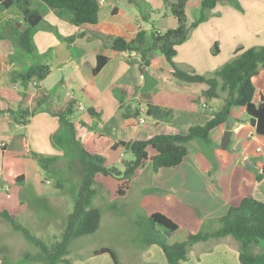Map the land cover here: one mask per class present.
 <instances>
[{"label":"crops","instance_id":"1","mask_svg":"<svg viewBox=\"0 0 264 264\" xmlns=\"http://www.w3.org/2000/svg\"><path fill=\"white\" fill-rule=\"evenodd\" d=\"M136 1L141 4L147 0H126L129 6L137 5ZM174 1L176 0H170ZM191 1L188 0L185 6L188 23L194 20H189ZM236 1L239 8L228 0H218L208 19L191 29L188 38L176 46L173 61L179 68L211 75L233 57L236 48L264 46V0ZM30 6L41 10L40 13L43 14L46 23L35 30L33 41L37 53L41 55L40 62L47 64L50 72L42 80H33L26 88H22L18 81L12 79L13 72L24 71L33 59L18 49L15 57L11 58L16 49L14 42L7 37L0 38V182L6 185L4 192L0 190V211L8 210L16 219L19 214L24 225L33 218L38 226L35 234L50 236L44 225L45 219L37 209L53 206L57 222L62 219L59 224L65 226L67 216L71 212L66 204L63 205L66 202L67 186L61 183V186L57 187V182L61 179L66 180L65 174L70 175L69 170L76 169L79 164L74 160L61 161L66 154L70 155V152L64 143L65 132L56 117L41 109L30 116L25 124L15 120L11 111L17 109L25 99L24 96H32L38 88H42L50 92V96H53L50 98L52 105L58 107L68 100L76 103L78 98H85V104L76 103L78 109L79 106L83 107L78 110V116L74 115L70 119L74 123L77 136L81 129L82 135L78 138L82 143L88 149H96L103 154L106 157V166H109L115 160L124 163V149L111 147L116 141L132 140L142 131L149 134L144 137L163 131L186 133L190 126L203 124L210 118L211 111H216L222 106L226 92L219 91V98L207 100L204 96L206 89L204 83L178 81L165 69L157 70L158 60L144 68L147 73V78H144L140 62L131 64L127 58L130 55L128 52H116L105 47L111 36H123L130 40L138 28L147 31L137 20L136 14L132 12L129 15L124 14L125 11L112 3L106 8L104 0H100L98 23L79 27L58 18L53 10L38 0H31ZM114 8L115 13L112 12ZM148 8L154 11L151 7ZM159 11L161 10H158L157 14L168 20L162 22L160 27L151 25L149 30L163 32L176 26L177 21L167 13V8L164 12ZM9 19L19 24L20 29L25 28L22 26L19 8L16 5L4 8L0 3V26ZM202 32L210 33L205 43L201 42ZM71 36L75 37L70 40ZM214 44H217L219 54L224 48L230 50L227 52L228 55H224L216 63L211 62L206 55L203 57L200 52L201 45L208 48ZM98 54L107 55L109 61L92 76L90 68L95 64ZM161 61L165 60L162 58ZM134 67L138 69L137 77L132 72ZM252 84L254 86L252 100L259 103L261 96L264 95V69L261 67L252 77ZM60 92L61 104L55 101ZM142 92L153 93L160 106L172 110L170 122L155 124L152 119L148 123L143 119L144 122L140 123L139 117L136 124H127L126 128L119 112L120 104H124L130 98L138 97L140 100ZM122 95L130 98L122 101L120 99ZM105 103L110 106L111 118L105 116L106 110L103 112L102 104ZM140 106H144V102H141ZM140 112L145 113V107H142ZM247 116L244 107H233L227 122L211 130L209 140L215 147L209 150L208 155L205 154L206 151H202L200 140H192L188 143L187 155L175 167H163L154 173L151 171L149 159L144 161L143 166L138 167L130 179L142 182L141 189L135 191L136 194L133 196L139 215L146 218L153 212H162L183 229L195 233L201 229L218 227L217 219L223 216L230 206L238 205L243 197L251 196L264 202V175L261 179H256V174L261 171L264 163V134L255 132ZM139 124H142V129ZM226 131H228L226 146L220 147V139H223ZM56 133L57 142L53 139ZM189 145L193 147L190 148ZM147 152L149 157L156 153L150 146L147 147ZM35 154L55 160L54 166L51 164L50 166L55 169L58 181L51 190L41 188L37 184V179L33 177L34 171L39 172L38 165L42 167ZM18 177L21 179L17 180ZM94 180L98 186L93 185L96 191L93 200L95 197L98 198L100 204L104 202L110 205L128 198L130 181L128 190L119 195L117 189L122 183L121 179L98 173ZM46 183L50 184V181L47 179ZM14 184L18 186L13 187ZM25 185H30L32 190L25 192V196L20 197L18 202L15 200L18 189ZM69 196L70 201L75 200L76 192L71 191ZM9 203L12 205L8 206ZM95 205H99L98 202ZM43 217L47 218L48 213L44 212ZM54 235L56 232L50 237L55 238ZM141 249L142 255L148 260L146 263L167 264L158 244L144 243ZM91 252L90 255L75 252L74 260L70 264H113L109 255H92ZM3 256L5 257V254L2 255L0 250V264L3 263ZM182 263L240 264L237 242L225 236L218 240L197 243L188 249L187 259Z\"/></svg>","mask_w":264,"mask_h":264},{"label":"trees","instance_id":"2","mask_svg":"<svg viewBox=\"0 0 264 264\" xmlns=\"http://www.w3.org/2000/svg\"><path fill=\"white\" fill-rule=\"evenodd\" d=\"M55 15L72 25H95L98 23V10L100 0H38ZM168 3L171 14L177 21L175 27L168 28L163 32L152 29L149 32L138 28L135 36L127 40L123 36H111L105 47L116 52L136 53L140 58V70L144 71L152 62V52L158 51L166 61L168 72L178 81L184 83H204L206 89L204 96L207 100L219 98V91H225L222 106L211 112L210 118L203 124L190 126L186 133L157 132L150 137L134 138L129 141L118 140L111 147L112 149L122 148L129 151L132 158L124 162V169L119 170L114 166H106V157L96 149H88L76 137L74 123L71 116L74 113L75 102L66 101L62 106H53L50 92L38 88L32 96H24V100L16 110L11 111L12 116L18 123L25 124L29 117L38 110H45L56 117L61 129L64 130V143L70 152V157L79 164L82 179L78 187L73 208L68 214L64 229L59 237L50 245H46L40 238L33 235L25 226L17 222L15 216L8 210L0 211L3 217L11 225L14 231L20 232L23 237L40 249V254L25 252V260L37 262L38 264H69L66 256L69 253L71 241L83 235H90L97 231L100 225L101 209L92 205V199L96 194L93 188L94 177L98 173L110 175L121 179L117 193L124 194L128 187L129 179L135 170L144 161L149 159L152 172H157L163 167H175L179 165L188 153V143L192 140H201L210 143L209 134L218 125L227 122L230 118L233 107H245L252 100L254 86L252 77L258 73L259 68L264 69V46L236 48L233 57L226 61L219 69L211 75L198 74L179 68L173 61L176 55V46L182 44L189 35L191 29L199 23L206 21L210 11L215 7L218 0H201L200 13L198 17L188 23L185 13V6L188 0H176ZM239 8L236 0H228ZM1 6L9 8L16 5L20 10L23 30L17 27L12 20H6L0 26V38H10L16 48L24 55L33 59L30 65L24 70L13 72L12 79L18 81L22 88H26L33 80H42L49 72L50 67L41 63V55L37 53L33 41V33L44 22L39 10L30 6L31 0H0ZM115 8L112 10L115 13ZM71 36L69 39H73ZM215 52L218 51L217 44H214ZM109 61L107 55L98 54L95 64L90 68V74L95 76L102 67ZM129 61V59H128ZM140 100L132 107L131 104H120L125 107L124 117L137 116L140 113V101L144 102L145 115L150 117L155 124L170 122L173 116L170 108L160 106L153 93H140ZM264 102V95L260 98ZM91 115H94L89 111ZM248 117V116H247ZM55 142L58 140L57 133L53 135ZM152 147L156 153L148 156L147 147ZM38 163L46 167L53 159H45L35 154ZM264 175V163L261 171L256 174V179ZM18 177L17 180H20ZM61 181L57 182V187ZM148 223L146 233L147 244H158L166 258L167 264H183L187 259L188 249L193 245L207 240H218L229 236L237 242L238 260L240 264H264V202L251 196L243 197L238 205L230 206L227 212L217 219L218 227L214 229H201L198 232L184 230L170 217L162 212H153L145 218ZM156 225L164 228L159 232ZM184 230L185 238L179 241H166L173 233ZM257 249V250H255ZM94 254L108 253L113 264H120L116 253L109 247L103 246L93 251ZM6 259L4 258L5 264ZM3 264V263H2Z\"/></svg>","mask_w":264,"mask_h":264},{"label":"rangeland","instance_id":"3","mask_svg":"<svg viewBox=\"0 0 264 264\" xmlns=\"http://www.w3.org/2000/svg\"><path fill=\"white\" fill-rule=\"evenodd\" d=\"M167 1L169 3H171L170 0H167ZM111 3H112V5H114V6L116 5L119 9H122L123 11H125L124 14L129 15V13H131V12L134 15L136 14L137 20L139 21V23L144 28L147 29L148 36H149V32L151 31L148 28L151 25H155V26L157 25L158 27H160L159 25L162 24V22H165V20H168V19L162 17L161 14L158 15L157 14L158 10H161L159 12H164L165 8H167V13L170 14V16H173L170 12L168 3L164 0H147L146 2H144V3L142 2L141 4H139V1H136L135 3H138L137 5H139V6H137V5H130L129 6V5H127L126 0H116L115 2H113V0H104V7L109 8ZM200 6H201V0H192L191 1L190 11H189L190 12V15H189L190 21L192 19L198 17V15L200 13ZM138 7H141V9L140 8L138 9ZM148 7H151L152 9H154V11L150 10V8H148ZM148 14H149V16H148ZM149 18H151V20H149ZM153 20H155V21L153 22ZM45 25H46V23L42 22L41 27H43ZM41 27H38V28H41ZM103 34L105 35V33H103ZM209 37H210V33L202 32L201 42L205 43L206 39L208 40ZM201 46H199V48L201 47L200 52L202 53L203 57H205V55L208 56L209 60L213 63L220 61L222 59V57L224 55H228L227 52L230 51V50H227L226 48H224L222 53L219 54V53L215 52L213 45H210V47H208V48H205L204 45H201ZM16 54H17V48L13 52L11 58H14ZM151 56H152L153 61L158 60V62L156 63L158 71H164V69L166 70V72L168 71L167 70L168 65L165 61L164 62L161 61L162 56L160 55V53L158 51H153ZM127 58L129 59V62L131 64H132V62L134 63L136 61L140 62V58L136 53H131L130 55H128ZM180 58H181V56H180ZM132 72H133L135 77H137V75H139L138 69H136V67L132 68ZM142 74H144L143 75L144 78H147V73L145 71L142 72ZM135 79L133 82L136 81ZM133 86L134 85H132L131 88H133ZM134 89H135V87H134ZM136 94H138V92ZM59 95L61 97L59 96L58 98L55 99V101L59 102L61 104L62 103V92H60ZM52 97L53 96H51V98ZM129 98L130 97L127 98L124 95H122V97L120 96V99L122 101H125L126 99H129ZM138 99H139L138 97L130 98L129 100H127L124 103V105L131 104L132 107H134V105L137 103ZM77 100H78L76 102L77 104L79 102L85 104V98H78ZM76 103H75V107H74L75 110H74L73 115L71 116V119L73 118L74 115L76 117L79 109H83V107L78 109L76 106ZM140 103H141V101H140ZM198 103H200V102H198ZM102 105H103V112L106 110L105 116H107L108 118H111L112 112L109 111V107H110L109 104L105 103ZM142 107H144V106H139L140 111H142ZM203 108H206V107H203ZM206 109H203V110L208 111ZM124 110H125V107L120 108L119 112H121L122 117L124 118V119L122 118V120L124 121L126 128H127V124H136L138 122L139 117L144 119L145 122H147V123L151 121V118L146 116L145 113H143V112H140L137 116L131 115L130 117H124L123 116ZM215 110H216V108H215ZM103 112H101V115ZM139 125L142 126V124H139ZM142 128H143V126L140 127V129H142ZM80 131H81V129H80ZM80 131H78L79 137H80V135H82V134H80ZM147 135H149V134L146 131L145 132L142 131L137 135L136 138H142V137L147 136ZM78 136L76 134L77 139H79ZM82 137H84V135ZM221 141H222V138L220 139V142H219L220 147H221ZM201 142H202L201 149L204 152L206 151V153H205L206 155H208L209 152L211 151V149L213 147H215L214 143L212 144L210 142L211 144L210 143L206 144L203 141H201ZM55 145L59 149L61 148L57 144H55ZM189 147L191 148L193 146L189 145ZM61 151H63V150H61ZM124 151L125 152H123L124 153L123 158H124V162H125L127 160H130L132 158V156L129 153V151H126V150H124ZM62 160H66L67 162H71L72 157H70L69 154H66L65 158L61 159V161ZM54 161L52 160L51 162H49L48 163L49 165H47L46 168L40 167L38 165L39 172L34 171L33 177L35 179H37V182H38L37 184H39V186L43 189H50V190L53 189L54 184H56V182L58 181V177L54 173L55 169L53 167L51 168V166H54ZM50 164H51V166H50ZM109 166H114V167L118 168L119 170L124 169V163L122 161H119V160L118 161L115 160ZM28 171H29V169H28ZM69 172H70V175H68L67 173L65 174V176L67 177L66 178L67 181L65 179H61L60 181L62 184L67 186V189L65 190V194L67 193L66 194V202H64L63 205L66 204L67 208L71 211L73 208L74 200L70 201L69 195L71 194V191L72 192L75 191L76 195H77L78 187H79L81 179H82V173H81V170L79 168V165L76 167V169L74 168V169L69 170ZM30 175H32V172L30 173ZM131 177H130V179H131ZM47 179L50 181V184L46 183ZM130 179H129V181H130ZM39 180H40V182H39ZM130 182H131V184L129 183L130 184V192L128 194V198L125 199L124 201L119 200L118 202L116 201V203L114 202L113 204L108 205L104 202L102 204H100L98 198H96V197L94 198V200L92 199V205L101 209L102 224L99 225L100 227L95 233L90 234V235H83V236L78 237L75 240L71 241V243L69 245V253L66 256V260L69 262V264L73 262L74 257H75V252L78 254L90 255V252L93 249H97L98 247L100 248L103 246L111 248L116 253L120 264H149V263H146L148 261L147 258H145L141 253L142 252L141 248L143 247L144 243H146L145 236H146V233L149 229L148 228L149 225L147 223V220L142 215H139L140 213L138 212V209L135 208L136 203L133 200V196H135V194H136L135 191L138 192L141 189L142 182L140 180H137V179L131 180ZM93 185L95 187L98 186L95 180H94ZM12 186L16 187V186H18V184H14ZM5 188H6V185L4 183L0 182V190L2 192H4ZM31 190H32V187L30 185H25L24 187H22V189H18V193L15 197L16 198L15 200L20 202V197H24L25 192H28ZM127 190H128V188H127ZM14 194L15 193H13V196H14ZM94 202L95 203L98 202L99 205H95ZM17 204H19V203H17ZM9 205H12V204L9 203L8 206ZM16 205H13V206H16ZM57 207H60V205H57ZM37 212H41L42 218L45 219L44 225H46V230H48V234H50V236H52V234L56 232V235H54L55 238H51L49 235H47V236L41 235L40 236L38 234H35V233H37L38 226H36L37 225L36 221L33 218H31L26 223V225H24V222L21 220L22 217L19 216V214H17V222H20L25 227H27V229L33 235L39 236L43 243H45L46 245H50L56 239H59V237H60V235L64 229V225L59 224L60 220L62 221V219L57 218V219H59V222H57V220L55 218L56 214H55L53 206H52V208L51 207H49L47 209L43 208L42 210L37 209ZM44 212L48 213L47 218L43 217ZM48 219H50V220H48ZM101 219H100V223H101ZM155 228L157 230H159V232H162L164 230V228H162L159 225H156ZM184 230H180V231L173 233L169 238L168 237L166 238V241L172 242V241L183 240L185 238V231ZM4 247H5V249H4ZM75 249H77V250H75ZM0 250H1L2 255L5 254V257L4 256L2 257L3 258V264H5L4 258L6 259V261H5L6 263H11V264H38L37 262L25 260L23 255L25 252H30L32 254H40V249L38 247H35L28 240H26L20 232L14 231L12 229L11 225L9 224V222H7L1 216H0ZM255 250H257V249H255ZM91 253H92V255H100V254H101V256L102 255L103 256L109 255L108 253L94 254L93 251ZM109 257H111V256L109 255Z\"/></svg>","mask_w":264,"mask_h":264},{"label":"water","instance_id":"4","mask_svg":"<svg viewBox=\"0 0 264 264\" xmlns=\"http://www.w3.org/2000/svg\"><path fill=\"white\" fill-rule=\"evenodd\" d=\"M19 27V24H16ZM24 28H21L23 30ZM247 115L249 116V124L254 128L257 134H264V102L256 103L255 101H249L244 107ZM228 131L222 139L221 147L225 146L227 141Z\"/></svg>","mask_w":264,"mask_h":264},{"label":"built area","instance_id":"5","mask_svg":"<svg viewBox=\"0 0 264 264\" xmlns=\"http://www.w3.org/2000/svg\"><path fill=\"white\" fill-rule=\"evenodd\" d=\"M79 107L82 108L81 106H79ZM139 121H140L141 123H143L144 120L140 117Z\"/></svg>","mask_w":264,"mask_h":264}]
</instances>
